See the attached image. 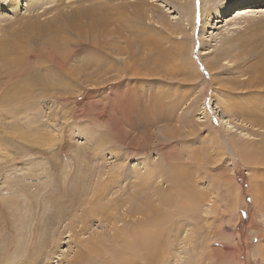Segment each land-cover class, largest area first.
Returning a JSON list of instances; mask_svg holds the SVG:
<instances>
[{
	"label": "rangeland",
	"instance_id": "1",
	"mask_svg": "<svg viewBox=\"0 0 264 264\" xmlns=\"http://www.w3.org/2000/svg\"><path fill=\"white\" fill-rule=\"evenodd\" d=\"M14 1L0 0V264L41 244L33 226L73 190L80 157L93 181L128 174L111 199L144 197L118 222L54 218L37 264H100L91 243L143 227L148 203L136 264H264V0Z\"/></svg>",
	"mask_w": 264,
	"mask_h": 264
},
{
	"label": "bare ground",
	"instance_id": "2",
	"mask_svg": "<svg viewBox=\"0 0 264 264\" xmlns=\"http://www.w3.org/2000/svg\"><path fill=\"white\" fill-rule=\"evenodd\" d=\"M38 2V0H35ZM13 4H19V1L16 0V2L14 1ZM228 11V10H227ZM227 14V12H225ZM224 13V15H226ZM54 47L52 46L50 48L51 51H48V55L47 58L49 59L50 63H52L53 66H57V67H65L66 63H67V58L64 56H60L57 52V50H53ZM36 53V52H35ZM37 56V55H36ZM30 64L25 63L23 68L20 70L22 73L27 71L29 69V71L32 70V67H29ZM56 68V67H55ZM125 133V132H124ZM119 153H116L115 156H117V158L119 157L118 155ZM121 157V156H120ZM76 159V158H75ZM83 158L80 157L79 158V163L78 165H76L78 168L80 169H84V172L82 173H78V175H76V179L75 181L71 184V185H67V187L71 190V187H73V190L69 191L67 190L65 192V196H61V197H55L57 198L55 200V203L52 204L54 205L55 208H58V210L56 209V212L50 213L47 211L48 210V205L47 207H43L45 208V213H43V217L42 220H40L38 222V224L33 226V229L35 228V232H36V236L40 237V241L41 244H37L34 245L33 248H30V253L28 255V253H26V251L24 250H20L16 248V251L14 252L17 253L19 252V259L17 261H14L13 264H37V263H41L43 260H45L47 257H49L48 253L49 251L46 249L45 252V248L49 246V244L52 243L53 240V234H54V230L52 228V222L53 219H57L58 221H62L63 219L65 220H69L71 223L74 220V218L76 217L78 220V223H82V226L84 228H86V226L88 224L89 221H92V219H95L96 217L98 218L100 216V222L103 223V216H105L108 220V222L110 223L111 220H115L116 222L120 221V214H124L126 216H133L135 214V211L137 209L138 206H136L135 202L137 200L138 197H141V195L143 196V194L139 195V193L134 192L131 193L129 192V189L126 188V190H121L118 186V189H120L119 191H117V193H119V197H115L113 199H111L108 196V191L105 192L104 190L105 187L107 188L108 186H112L113 182L116 183L117 181V185H119L120 182H122L123 180L126 179V177L128 178V174H116L113 171L106 179L101 177L99 178L98 175L97 177L99 178L97 181H93V179H91V172L89 173V171L91 170V166L90 167H86L84 165V162L82 161ZM77 161V160H76ZM58 164V162H57ZM87 165V164H86ZM89 165V164H88ZM65 169V168H64ZM60 170V169H59ZM85 170L87 172H85ZM119 170V169H118ZM137 170H132V172H136ZM62 172V171H61ZM94 173V172H93ZM64 173L62 172L61 175H63ZM71 176V175H70ZM93 176V175H92ZM126 176V177H124ZM59 177V176H58ZM64 177V176H63ZM95 177V176H93ZM72 178V177H71ZM67 179V178H66ZM148 179L150 180V177H148ZM64 180V179H63ZM116 180V181H115ZM56 181V180H55ZM50 182V181H49ZM150 182V181H149ZM147 183L146 187L144 188L145 191H147V189L150 187V183ZM55 183V182H54ZM146 184V183H145ZM48 185V184H47ZM45 185L44 188H48L49 187ZM50 185V184H49ZM59 185V184H58ZM64 185V184H63ZM62 185V186H63ZM93 185V186H92ZM129 185V183L127 184ZM44 186V185H43ZM61 186V185H60ZM66 186V185H65ZM92 186V188H91ZM101 186V187H100ZM125 186V185H124ZM54 187V185H53ZM57 187V184H56ZM55 187V189H56ZM64 187V186H63ZM127 187V186H126ZM129 187V186H128ZM23 188V186L19 185V189L21 190ZM43 188V187H42ZM59 188V187H58ZM114 188V187H113ZM255 188V187H254ZM260 188V187H259ZM65 189V188H64ZM67 189V188H66ZM91 189L92 193H89ZM95 190L93 192V190ZM104 189V190H103ZM123 189V187H122ZM181 189V188H180ZM17 190V189H16ZM15 190V191H16ZM42 190V189H41ZM44 190V189H43ZM182 190V189H181ZM55 191V190H54ZM53 191V194H55ZM57 191V190H56ZM64 191V190H63ZM126 191V194H129L128 196H124L122 195V192ZM128 191V192H127ZM145 191H144V195H145ZM185 191V190H184ZM58 192V191H57ZM59 193V192H58ZM64 193V192H62ZM184 193L181 192L180 197L184 198L183 195ZM46 195V193H45ZM52 195V194H51ZM50 195V196H51ZM63 195V194H62ZM72 195V197H70ZM86 195H89L88 198H93V200H89L90 205L88 204V208L84 207L81 214L78 213V211L80 210L78 207L76 209V206H78L79 204H77V202H75V199L78 197L79 199V203L80 201L82 202L85 198ZM148 195V194H147ZM43 196V195H42ZM40 197V196H39ZM38 197V199H39ZM69 197L71 199H69ZM122 197L125 199V202L123 201ZM144 197V196H143ZM46 198V196H45ZM54 199V196L51 197ZM149 198V197H147ZM257 198L259 199V201L261 199H264V195L262 196H257ZM37 199V200H38ZM41 199V198H40ZM43 199V198H42ZM51 199V200H53ZM71 202H69V200ZM49 200V199H48ZM107 201V202H105ZM264 201V200H263ZM49 202V201H48ZM47 202V203H48ZM149 202V201H148ZM147 202V203H148ZM31 203V202H30ZM264 203V202H262ZM29 204V203H28ZM32 204V203H31ZM81 204V203H80ZM124 204H130V206L127 207V210H125L124 212L121 211V208ZM30 205V204H29ZM46 205V204H45ZM145 214H144V219L146 218V220L148 221L146 224L143 225V227H139V222L138 221H132V223H130L129 225H123V226H115V228L113 229V231H109V233L111 232V236L109 237L108 234L105 236L108 237H104V239H108L109 242H113V244L115 246H104L102 244H100L101 241L96 240V242L91 243L92 246L90 248H95V251H97L99 248H101V250H99V256H98V260L100 262V264H115V261L117 262V264H136V256H137V247L139 246L141 248V246L143 247V252H144V257L143 259H149L150 256V252H151V237H152V221L150 219L149 214L151 213V205L145 204ZM32 206V205H31ZM42 206V205H41ZM50 206V205H49ZM42 207V208H43ZM53 207V208H54ZM80 207V206H79ZM83 207V206H82ZM34 208V207H33ZM139 210L142 208H138ZM124 210V209H123ZM43 212V211H42ZM80 212V211H79ZM33 214V213H32ZM41 213H39L40 215ZM34 216V215H33ZM122 216V215H121ZM164 216V215H163ZM35 217V216H34ZM95 217V218H94ZM135 217V216H134ZM38 218V217H37ZM76 220V219H75ZM105 220V221H106ZM35 221V220H34ZM143 221V219H142ZM155 221V220H153ZM158 221V220H157ZM55 222V221H54ZM27 223V222H26ZM57 223V222H56ZM74 223V222H73ZM23 223H20L18 225H21ZM51 224V225H50ZM69 224V223H68ZM112 224V222H111ZM70 225V224H69ZM77 225V224H76ZM115 225V224H114ZM121 225V224H119ZM54 226V225H53ZM58 226V225H57ZM107 226V225H106ZM108 227V226H107ZM17 228V227H16ZM56 228V227H53ZM73 228V227H72ZM15 229V228H14ZM31 231V230H30ZM29 232V231H28ZM18 233V231H17ZM32 233V232H31ZM32 237V235H31ZM101 237V236H100ZM28 238V237H27ZM99 238V237H97ZM29 240V239H27ZM36 240V239H35ZM107 240V242H108ZM26 241V240H25ZM95 241V240H94ZM29 242V241H28ZM36 242V241H35ZM104 242V241H103ZM102 242V243H103ZM19 244V243H18ZM22 244V243H21ZM24 244V243H23ZM32 245V244H31ZM27 246V245H26ZM24 247V246H23ZM52 247V246H51ZM54 247V246H53ZM25 248V247H24ZM146 248V249H145ZM15 249V248H14ZM52 249V248H50ZM104 249V250H102ZM142 249V248H141ZM53 251V250H52ZM112 251V252H110ZM29 252V251H28ZM79 255L84 254L83 249H79V251L77 252ZM131 257L128 256V255ZM9 255V254H8ZM80 258V257H79ZM83 258V257H82ZM264 259V257H262ZM132 260V261H131ZM13 261V260H12ZM38 261V262H37ZM78 261V260H77ZM98 261V262H99ZM9 262V261H8ZM77 263V262H76ZM80 263V262H79Z\"/></svg>",
	"mask_w": 264,
	"mask_h": 264
},
{
	"label": "crops",
	"instance_id": "3",
	"mask_svg": "<svg viewBox=\"0 0 264 264\" xmlns=\"http://www.w3.org/2000/svg\"><path fill=\"white\" fill-rule=\"evenodd\" d=\"M256 255H258L259 259L264 261L262 257H264V241L260 242L258 248L256 249Z\"/></svg>",
	"mask_w": 264,
	"mask_h": 264
}]
</instances>
